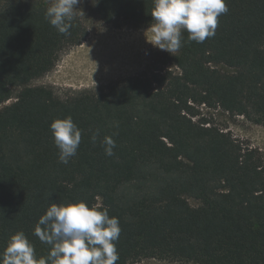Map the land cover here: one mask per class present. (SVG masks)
Here are the masks:
<instances>
[{"label":"trees","instance_id":"16d2710c","mask_svg":"<svg viewBox=\"0 0 264 264\" xmlns=\"http://www.w3.org/2000/svg\"><path fill=\"white\" fill-rule=\"evenodd\" d=\"M52 2L0 0V106L13 99L0 108V254L23 231L36 257L47 256L33 234L39 217L53 203L83 201L119 219L117 264H264V155L201 113L264 127V0H226L213 37L197 43L182 32L179 51L156 52L148 75L66 99L31 86L88 36L76 11L69 34L51 26ZM93 5L105 24L154 23V0ZM68 116L82 137L63 164L50 124Z\"/></svg>","mask_w":264,"mask_h":264},{"label":"clouds","instance_id":"9594fccd","mask_svg":"<svg viewBox=\"0 0 264 264\" xmlns=\"http://www.w3.org/2000/svg\"><path fill=\"white\" fill-rule=\"evenodd\" d=\"M80 2L53 0L45 18L60 34L67 35ZM227 12L226 0H154L151 12L154 23L146 31L151 33L152 45L172 54L182 46V32L188 33L189 41L203 43L215 35L219 16ZM50 131L59 162L67 164L77 154L81 130L68 116L53 120ZM98 135V131L92 135L93 143ZM103 146L105 155H114L116 144L111 136L104 137ZM120 233L119 219L110 217L107 208L90 207L83 201L53 203L39 217L33 233L50 246L47 256L37 258L25 233L17 231L6 242L0 264H117L116 242Z\"/></svg>","mask_w":264,"mask_h":264},{"label":"rangeland","instance_id":"374dc122","mask_svg":"<svg viewBox=\"0 0 264 264\" xmlns=\"http://www.w3.org/2000/svg\"><path fill=\"white\" fill-rule=\"evenodd\" d=\"M76 8L74 11L88 30L87 38L81 45L64 51L56 67L44 77L34 80L31 86L51 88L60 98L66 99L80 92L107 88L125 78L148 75L155 53L165 52L150 43L151 33L146 31L147 28H130L120 21L103 23L96 14L93 0H81ZM217 68L226 73L234 72L223 65ZM12 102L13 99L0 108ZM201 113L223 131L230 132L234 138L259 149L264 155L263 126L243 117L231 116L221 109L203 106ZM188 202L192 207L199 205L192 199ZM128 264L182 263L144 259Z\"/></svg>","mask_w":264,"mask_h":264}]
</instances>
